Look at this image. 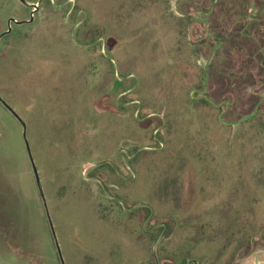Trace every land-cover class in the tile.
<instances>
[{"label": "rangeland", "instance_id": "obj_1", "mask_svg": "<svg viewBox=\"0 0 264 264\" xmlns=\"http://www.w3.org/2000/svg\"><path fill=\"white\" fill-rule=\"evenodd\" d=\"M24 1L0 97L46 208L0 102V264H264V0Z\"/></svg>", "mask_w": 264, "mask_h": 264}, {"label": "water", "instance_id": "obj_2", "mask_svg": "<svg viewBox=\"0 0 264 264\" xmlns=\"http://www.w3.org/2000/svg\"><path fill=\"white\" fill-rule=\"evenodd\" d=\"M21 2L22 3H26L24 0H21ZM0 102L10 111V112H12L15 116H16V118L19 120V122L22 124V126H23V129H24V133H23V137H24V140H25V143H26V148H27V152H28V154H29V157H30V160H31V163H32V166H33V171H34V174H35V179H36V182H37V185H38V187H39V190H40V193H41V196H42V198H43V201H44V197H43V194H42V189H41V185H40V180H39V175H38V172H37V169H36V166L34 165V162H33V159H32V156H31V152H30V148H29V144H28V142H27V139H26V128H25V124L23 123V121L21 120V118H19L16 114H15V112H13V110L1 99V97H0ZM44 206H45V208H46V203H45V201H44ZM49 223H50V226H51V229H52V233H53V235H54V237H55V233H54V230H53V226H52V223H51V220H50V218H49ZM56 246H57V249H58V253H59V256H60V258H61V263L62 264H64V261H63V259H62V257H61V253H60V250H59V246H58V244L56 243Z\"/></svg>", "mask_w": 264, "mask_h": 264}]
</instances>
